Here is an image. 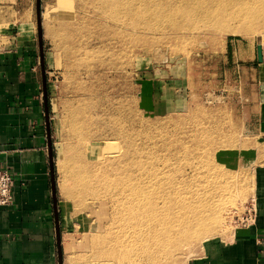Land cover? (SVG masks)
I'll use <instances>...</instances> for the list:
<instances>
[{
	"label": "rangeland",
	"instance_id": "374dc122",
	"mask_svg": "<svg viewBox=\"0 0 264 264\" xmlns=\"http://www.w3.org/2000/svg\"><path fill=\"white\" fill-rule=\"evenodd\" d=\"M36 1L17 0L18 12L7 21L23 24L39 63L42 56L64 264H186L200 254L204 241L228 239L247 224L253 169L264 162V143L248 132L252 121L244 82H234L223 67L229 40L264 46V21L254 19L264 0H38L40 38ZM6 25L0 19V36L18 30ZM241 26L249 32H241ZM82 111L81 117L92 112L90 120L84 117L85 129L93 127L86 147L71 117ZM248 147H255L256 158L245 155ZM173 153L178 157L170 162L182 164L199 161L204 153L200 160L218 161L229 174L219 181L233 176L235 185L218 191L211 181L200 195L207 198V214L213 215L203 216L215 223L205 234L213 232L211 237L196 238L170 260L141 261V239L150 243L157 238L124 219L105 196H114L113 187L102 191L108 185L103 187L101 177L113 184L124 169L134 175L139 166L152 173ZM75 158L84 170L79 177ZM188 166L184 169L191 176ZM85 172L92 177L82 176ZM81 179L88 181L83 193L76 191ZM219 192L226 193L227 202L215 208Z\"/></svg>",
	"mask_w": 264,
	"mask_h": 264
},
{
	"label": "crops",
	"instance_id": "0c3cea01",
	"mask_svg": "<svg viewBox=\"0 0 264 264\" xmlns=\"http://www.w3.org/2000/svg\"><path fill=\"white\" fill-rule=\"evenodd\" d=\"M16 2L0 0V19L18 29L0 36V168L13 177V202L0 207V264H58V249H63L51 183L47 86L27 28L7 21L11 12H18ZM227 48L223 72L234 82H244L252 121L248 132L264 143V46L262 61L250 43L231 39ZM244 150L247 157L256 158L255 147ZM253 172L250 221L228 239L204 241L200 254L186 264H264V162Z\"/></svg>",
	"mask_w": 264,
	"mask_h": 264
},
{
	"label": "bare ground",
	"instance_id": "6f19581e",
	"mask_svg": "<svg viewBox=\"0 0 264 264\" xmlns=\"http://www.w3.org/2000/svg\"><path fill=\"white\" fill-rule=\"evenodd\" d=\"M254 19H260L264 21L263 8L259 12L257 11L255 13ZM240 30L241 32L243 31L245 33L249 32V29H243V26L240 27ZM86 98L89 99V97ZM87 102H89V100ZM83 111L88 112L89 110L87 111L84 106ZM83 111L79 112L80 117H77L76 115H71V117L74 121L75 128L79 129V142H81L82 146L84 145L86 147L89 137L87 135L89 132L88 130L93 127L89 128L88 130L85 129L88 128V125L87 121L84 120V117L87 116L90 120L92 112L90 111L88 114L85 113V116L81 117V114L84 115ZM215 147L216 146H214V149ZM88 149L89 147L86 150ZM81 150L80 153L78 152L79 155L82 152ZM88 152L86 151V155H90ZM203 154L198 156L199 161L182 164L173 161L178 157L173 153L172 157L168 158V160L166 158L160 161L158 160L159 164L156 165V168L154 166L152 173L141 166L136 168L134 175L131 174L132 172H127L128 169H124L125 174L120 177L119 181L117 180L118 182L115 183V181H113V184L107 183L108 177L107 179H105L106 177H101L103 181V187L107 185L109 186L105 187L102 191L107 190L108 188L110 189V186L113 187L112 193H114V196H110V193L106 194L105 196L111 198L112 202L116 206V210L118 209L122 211V214L125 215L124 219L126 218V220H129L131 223H133L132 226H136L142 233L145 232V228H147L149 231H151V233H154L153 235L157 238L150 243L147 241L143 242V239L139 238L141 239V245L137 251V254L141 256V261L149 260L151 262H155L160 260L162 256L167 257L168 260H170L172 256L179 255L185 245L195 242L196 238L198 239L201 236L202 240H205L206 238L211 237L213 232L208 235L205 234L213 230L215 227V223L213 221H209L207 218L208 216L213 215L207 214V198L205 196L200 198V195L204 193L205 189L207 190L206 184L209 185L211 181H215L212 189H216L218 191L228 188V183L232 182L235 185V182L233 180V176L219 181L220 178L227 177L229 174H225L223 167L218 163V161L211 159V162L205 161L204 163L203 160H200V158H203ZM175 156L176 158H174ZM85 158L86 157L83 159ZM76 159L77 158H75V160ZM171 159H173L172 162H170ZM77 161L78 160H76V162ZM77 163L78 164L75 165L74 168H79L76 173V176L79 177L84 170L79 166V162ZM176 163L177 165H175ZM187 165H189L188 168L191 170V176L187 175L184 169ZM76 169L73 170L76 171ZM88 171H91V169H88ZM91 172H85L82 176L90 175L92 177ZM212 172H214L212 178L208 177V175ZM207 177L210 180H205ZM234 179L235 181L237 180L236 178ZM85 180H79L76 185V191L79 193L85 192L83 188L85 185H87L86 182H88H85ZM106 192L111 191L107 190ZM232 194L233 193L230 186L228 197L231 198ZM218 198L220 200L215 203V208L218 204L221 203V206H224L225 202H227L225 201L227 196L224 192H219ZM212 211L214 213V210ZM205 214L208 216L203 217ZM154 230L157 231L154 232ZM72 256L73 255H71V257ZM108 256L109 253L108 255L101 257L100 260ZM74 257L75 256H73V258ZM77 262L78 261H76L75 264H78Z\"/></svg>",
	"mask_w": 264,
	"mask_h": 264
},
{
	"label": "built area",
	"instance_id": "2783aa9c",
	"mask_svg": "<svg viewBox=\"0 0 264 264\" xmlns=\"http://www.w3.org/2000/svg\"><path fill=\"white\" fill-rule=\"evenodd\" d=\"M13 177L10 171L0 168V207L9 206L13 202Z\"/></svg>",
	"mask_w": 264,
	"mask_h": 264
},
{
	"label": "water",
	"instance_id": "95a60500",
	"mask_svg": "<svg viewBox=\"0 0 264 264\" xmlns=\"http://www.w3.org/2000/svg\"><path fill=\"white\" fill-rule=\"evenodd\" d=\"M36 15H37V24H38V28L40 27V17H39V4H38V0L36 1ZM38 35L39 38L41 36L40 33V28L38 30ZM39 46H40V42H39ZM256 50H257V60L258 61H262V50H261V45L257 44L256 45ZM42 62V56L40 59V63ZM49 159H50V167H51V183H52V193L55 196V181H54V175H53V163H52V155H51V149L49 147ZM57 236H58V242L60 241V237H59V229H57ZM58 264H62V253L60 251V249H58Z\"/></svg>",
	"mask_w": 264,
	"mask_h": 264
}]
</instances>
